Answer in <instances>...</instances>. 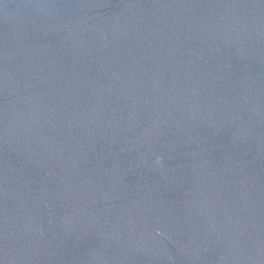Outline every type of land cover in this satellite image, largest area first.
<instances>
[{
  "label": "water",
  "instance_id": "95a60500",
  "mask_svg": "<svg viewBox=\"0 0 264 264\" xmlns=\"http://www.w3.org/2000/svg\"><path fill=\"white\" fill-rule=\"evenodd\" d=\"M0 264H264V0H0Z\"/></svg>",
  "mask_w": 264,
  "mask_h": 264
}]
</instances>
